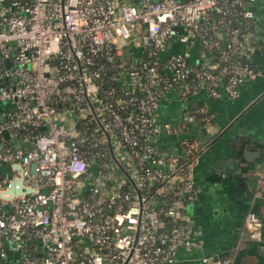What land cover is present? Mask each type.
Masks as SVG:
<instances>
[{
  "label": "built area",
  "instance_id": "1",
  "mask_svg": "<svg viewBox=\"0 0 264 264\" xmlns=\"http://www.w3.org/2000/svg\"><path fill=\"white\" fill-rule=\"evenodd\" d=\"M258 1L0 0V264H177L200 242L194 161L160 146L158 111L176 86L235 98L261 75L244 57ZM141 27L136 62L123 46ZM194 37L200 61L160 58ZM263 195L264 163L251 206ZM262 225L250 207L249 236Z\"/></svg>",
  "mask_w": 264,
  "mask_h": 264
},
{
  "label": "crops",
  "instance_id": "2",
  "mask_svg": "<svg viewBox=\"0 0 264 264\" xmlns=\"http://www.w3.org/2000/svg\"><path fill=\"white\" fill-rule=\"evenodd\" d=\"M253 7L256 24L244 57L261 75L244 81L235 98L223 91L214 97L203 85L195 91L189 83L176 86L158 111L159 122L171 127L157 139L161 147L187 156L185 140L192 138L196 139L193 148L201 150L192 164L199 193L187 210L193 225L202 232L201 240L191 249L181 248L177 264H217L216 257L232 258V264H264V195L251 206L264 163V0ZM132 34L123 46L124 56L137 62L143 54V27ZM185 50L192 61L201 60L202 48L196 37L187 44L169 41L160 58ZM10 107L5 102L0 108V121ZM248 160H256V166ZM250 207L263 223L260 239L251 238L245 228ZM207 255L216 261L205 263Z\"/></svg>",
  "mask_w": 264,
  "mask_h": 264
},
{
  "label": "water",
  "instance_id": "3",
  "mask_svg": "<svg viewBox=\"0 0 264 264\" xmlns=\"http://www.w3.org/2000/svg\"><path fill=\"white\" fill-rule=\"evenodd\" d=\"M170 41H173V39H171ZM6 65L10 66V60H6ZM4 107V103H0V108ZM6 137L9 138V134L5 133ZM21 140H19L17 137L13 139L12 142H9V145L14 144L15 148H20L21 147ZM247 144H250L249 142H247ZM27 146L28 149L31 150L32 146L30 142H27ZM248 147V145H247ZM248 149V148H247ZM200 154V152L198 153V155ZM260 158V156H259ZM249 164L256 166V160H248ZM20 167V166H19ZM33 170L35 171V165H33ZM16 183H18L19 187L16 186ZM26 189L24 188L23 184H22V180H18L15 182H12L11 185L9 186L8 190L6 193H13L15 195H19V194H23V192ZM216 260H219L218 257H216Z\"/></svg>",
  "mask_w": 264,
  "mask_h": 264
},
{
  "label": "trees",
  "instance_id": "4",
  "mask_svg": "<svg viewBox=\"0 0 264 264\" xmlns=\"http://www.w3.org/2000/svg\"><path fill=\"white\" fill-rule=\"evenodd\" d=\"M242 60H244V59H242ZM189 83H191V82H189ZM218 88L219 89H222V85H219ZM192 90L193 89H191V91ZM202 125H204V124L202 123ZM185 142H186L185 143V148L189 150L190 154L187 155V156H182L181 158H182V160L184 162L194 161L195 160L194 158L196 157V155L201 151L200 149L198 151L197 149H195V148L192 147V145L195 144L196 139H192V138L191 139H187V140H185Z\"/></svg>",
  "mask_w": 264,
  "mask_h": 264
},
{
  "label": "rangeland",
  "instance_id": "5",
  "mask_svg": "<svg viewBox=\"0 0 264 264\" xmlns=\"http://www.w3.org/2000/svg\"><path fill=\"white\" fill-rule=\"evenodd\" d=\"M5 172L10 173V176H12L13 172L5 170Z\"/></svg>",
  "mask_w": 264,
  "mask_h": 264
}]
</instances>
